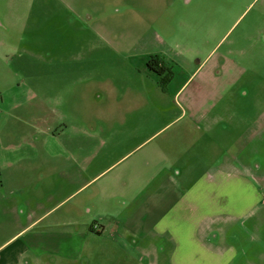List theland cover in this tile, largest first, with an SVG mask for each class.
<instances>
[{"label": "rangeland", "instance_id": "rangeland-1", "mask_svg": "<svg viewBox=\"0 0 264 264\" xmlns=\"http://www.w3.org/2000/svg\"><path fill=\"white\" fill-rule=\"evenodd\" d=\"M126 2L0 0V147L42 150L43 203L67 198L58 211L77 199H112L147 165L154 182L165 179L172 151L180 156L169 173L183 186L231 178L233 169L217 170L229 158L264 199V0L139 1L134 10ZM143 50L177 66L179 94L130 63ZM114 119L152 123L141 130ZM186 119L219 120L197 121L188 138L174 134ZM6 211L3 230L19 217ZM256 240L251 232L252 247Z\"/></svg>", "mask_w": 264, "mask_h": 264}, {"label": "crops", "instance_id": "crops-1", "mask_svg": "<svg viewBox=\"0 0 264 264\" xmlns=\"http://www.w3.org/2000/svg\"><path fill=\"white\" fill-rule=\"evenodd\" d=\"M139 1L147 4L152 0H128L125 5L134 10ZM139 43L142 42L132 45ZM152 53L136 52L130 63L154 73L159 82L158 74L148 67ZM173 73L169 91L177 88L175 92L179 94L184 84L177 83L176 65ZM49 84L52 90L51 77ZM177 120L172 119L156 133L169 129ZM199 120L215 125L219 119H186L174 134L191 137ZM114 121L118 125L139 124L141 130L152 123V119ZM156 133L146 135L142 143ZM41 151L33 147H0V207L4 213L9 207L19 215L12 227L0 228V264H264V199L258 197L257 183L249 179V174L244 180L239 178L244 172L236 168L233 159L228 158L217 169H233L236 174L231 178L183 186L169 173L180 156V151H172L165 157V179L154 182L153 176L147 174L153 167L147 165L141 170L142 179L138 175L121 182L124 189L114 192L112 199H77L58 211L67 198L53 206L52 199L43 203ZM67 152L71 157L88 156L87 149ZM242 168L249 171L246 164ZM25 188L31 195L20 194ZM227 188L236 190L225 192ZM187 224L191 227L187 228ZM251 232L258 235L254 243L257 250L250 245Z\"/></svg>", "mask_w": 264, "mask_h": 264}, {"label": "trees", "instance_id": "trees-1", "mask_svg": "<svg viewBox=\"0 0 264 264\" xmlns=\"http://www.w3.org/2000/svg\"><path fill=\"white\" fill-rule=\"evenodd\" d=\"M148 67L158 74L161 88L167 90L168 84L174 76L172 66L166 62L164 57L156 54L150 56Z\"/></svg>", "mask_w": 264, "mask_h": 264}]
</instances>
